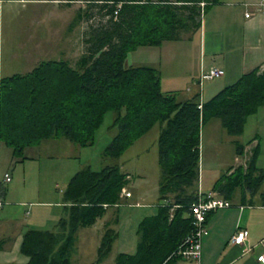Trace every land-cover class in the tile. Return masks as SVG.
I'll list each match as a JSON object with an SVG mask.
<instances>
[{
  "label": "trees",
  "instance_id": "16d2710c",
  "mask_svg": "<svg viewBox=\"0 0 264 264\" xmlns=\"http://www.w3.org/2000/svg\"><path fill=\"white\" fill-rule=\"evenodd\" d=\"M94 1L100 20H107L91 25L93 32L76 67L67 61H45L30 73L1 78L0 141L22 160L27 159L26 149L48 139L92 146L107 113L115 112L116 134L104 155L119 158L161 123L160 193L162 200H171L157 215L143 219L137 254H119L117 264H173L193 228L189 213L197 196L189 189L200 178L202 127L216 117L230 134H242L248 118L264 106V69L243 75L207 101L202 102L198 93L178 100L162 90L158 69L128 66V55L142 46L181 40L184 33L199 28L197 18L220 0ZM88 17L90 21L91 14ZM236 147L242 155L244 146ZM258 152L259 146L248 168L232 176L231 185L246 184L252 190L263 186L264 173L255 164ZM127 178L119 164L99 171L87 165L76 172L63 194L70 204L68 216L59 221L57 231L29 230L23 235L21 252L29 258L27 264H72L77 231L121 204ZM3 191L0 187V195ZM116 236L113 229L106 230L97 262L108 257Z\"/></svg>",
  "mask_w": 264,
  "mask_h": 264
},
{
  "label": "crops",
  "instance_id": "0c3cea01",
  "mask_svg": "<svg viewBox=\"0 0 264 264\" xmlns=\"http://www.w3.org/2000/svg\"><path fill=\"white\" fill-rule=\"evenodd\" d=\"M7 1H0V10L2 5L14 4L15 1L16 3L27 1L31 4L40 5L35 6L32 20L34 22L33 25L42 30L43 40L38 43L35 42V45L45 53L48 59L39 62L31 71L45 61H67L71 63L72 67L77 66L80 57L85 51L81 52L75 64H72L69 52L75 51L76 43L73 42L72 37L68 36L69 34L66 35V30L74 31L87 23L88 16L91 14V5L87 7H73L74 3H80L81 0ZM190 32H188L190 34L179 41H164L159 46H142L137 48L132 52L141 50L138 58H142L143 56L144 62L135 64L128 61L127 58V65L154 67L160 71L164 92L174 93L177 96V93L173 91L181 89L182 101L188 100L198 93L199 99L202 102L209 100L223 88L234 84L243 75L256 69H260L261 71L264 69V0H220L219 4H215L208 8L206 12H203L199 28ZM196 32H199V34H195ZM157 52H159V58L155 60ZM29 58H33V54H29ZM153 64L156 65L154 66ZM215 67L224 71V75L222 76L224 79L220 81H215L214 79L213 81L215 82L211 81L212 83L208 85H206V82H203L200 85L201 74ZM205 93L207 94V99H205ZM217 119L220 120V118ZM221 124L223 125L222 122ZM54 140H60L59 143L63 142L62 145L69 144L65 146H75L74 143L65 138L48 139L39 145L46 146ZM2 145L4 143L0 141L1 151L3 150ZM243 146L242 155L237 154V149L235 151L234 160L238 163L237 166L231 165L227 167L228 164L224 163L222 164L224 168H221V166L216 170V174L218 173L217 175L219 176L214 178L210 185L206 186L204 180H201L200 177L196 187L189 189V193L194 192L196 194L197 200L200 194L205 196L208 193H214L229 201L231 207L217 210L209 215L207 220L208 234L202 241L200 261L180 258L173 264H264V261L258 260L261 255H264V191L260 187L258 190L249 189L246 192H238L237 189L240 188L241 184L231 185L233 181L232 176L239 174L240 171L238 170L240 169L246 170L244 168V161L247 162V160L244 159L243 161L242 158L246 157L248 162H250L254 155V149L257 146H259V152L255 162L256 168L259 172L263 171L264 173V169L257 165L260 153L258 138L254 139V145L250 154L247 152V146ZM124 173L128 174V184L124 187V194L123 191L121 193V204H123L124 200V205L130 206L133 209L128 213L129 218L126 224L128 228L125 229L124 224V243H121L124 245V250L119 252V254L136 255L141 240L139 233L141 222L146 217L157 215L159 207L168 204L171 199L162 200L160 193L161 167L158 185L155 187V185L138 183L136 185V189L138 190L136 193L137 197L133 201L135 190L131 174L129 172ZM0 176H2L1 173ZM223 177L224 180L219 186L218 181ZM12 181L13 178L11 182L5 185L12 183ZM66 187L58 197L49 195L47 200L29 202V209H24L25 215L23 216L10 213L4 216V203L0 209V254H2V264L28 263L29 258L22 255L19 249L20 244H22L23 235L27 231H57L59 221L68 216V208L70 207V204L66 203L63 199ZM236 196L238 197L236 198ZM150 198L153 199L151 203L139 202L148 201ZM20 206L23 208L27 207L26 202H21ZM120 206L111 207L108 211ZM12 208L19 213V206ZM2 212L3 214H1ZM106 214L99 218L94 225L80 228L77 231L74 250L78 249L77 245H82L80 241L78 242L79 237H84L86 241L87 238L90 236L94 237L95 234H97L96 245L100 247L106 230L112 226L113 222L112 218H105ZM99 222H102V233L95 232L93 229ZM87 228V231H83ZM239 229H246L248 231V238L244 246L231 243L232 236ZM244 248L249 250L244 252ZM72 264H75V262H72Z\"/></svg>",
  "mask_w": 264,
  "mask_h": 264
},
{
  "label": "rangeland",
  "instance_id": "374dc122",
  "mask_svg": "<svg viewBox=\"0 0 264 264\" xmlns=\"http://www.w3.org/2000/svg\"><path fill=\"white\" fill-rule=\"evenodd\" d=\"M5 2L8 1L5 0ZM93 3H95L94 0H81L80 3L73 4V7L93 6H90L92 7L90 21L87 19V23L74 31L66 30V35L69 34L68 36L72 37L73 42L76 43L75 51L69 52L72 64H75L81 52L86 49V40L93 32L91 25L98 27L107 20V18L103 21L100 20L102 14L96 8V5L99 4ZM35 6L40 5L31 4L27 1L18 3L15 1L14 4L2 5L0 10V78L14 74H26L39 62L48 59L45 53L35 45V42L38 43L43 40L42 30L33 25L32 17H34L33 11L35 10ZM197 19L200 21L201 17ZM190 33H184L182 38H185ZM195 34L198 35L199 32ZM140 51L137 50L130 53L128 61L135 64L143 63L144 57L138 58L141 53ZM29 54H33V58L30 59ZM158 58L159 52H157L154 59ZM68 63L71 64L70 62ZM153 65L155 66L156 64ZM163 76L165 77V75ZM222 79L224 78H216L215 81ZM211 81H205L206 85L212 83ZM173 92L177 93L178 100H182L181 89ZM207 98V94L205 93V99ZM114 118L115 112L107 113L102 125L96 132L95 143L92 146L82 147L77 144H74L75 146H65L69 144L62 145L63 142L59 143L60 140H54L46 146L36 145L26 149L24 156L28 157L22 160L20 157L12 156L11 148H7L5 144L2 145L3 150H0V173L2 175L5 172L11 173L13 181L4 186L5 195L4 191L0 195V199L5 203V212L1 214L5 216L10 213L23 216L25 215L24 209H29V202L47 200L49 195L60 196L72 176L87 165H90L93 170L99 171L106 166L119 164L123 172L131 174L134 185L132 186L135 190V196L132 201L137 197L136 193L138 190L136 189V185L138 183L155 185L156 187L160 177L158 137L162 128L161 123L156 124L138 142H135L133 147L128 148L121 157L114 158L104 155L105 149L116 134V129L112 128ZM221 122V119L217 118L207 119L201 131L200 177L201 180H204L206 186L210 185L212 180L219 176L217 175L218 173L216 174V170L222 164H228L227 167L231 165L237 166L238 163L234 160L237 144L247 146V152L250 154L255 138H258L260 142L257 165L264 169V106L259 108L258 113L248 118L242 134H230ZM242 159L243 161L244 159L247 160V162L244 161V168L247 169L249 166L248 159L246 157ZM221 168H224V165ZM261 189L264 191V185ZM237 191L246 192L249 189L246 184H241ZM151 198L148 201L139 202L151 203L153 201ZM155 199L157 198L155 197ZM21 202H26L27 207L23 208L20 206ZM120 205L119 208L110 209L105 217L112 218L113 222L110 228L115 231L117 236L110 254L103 261L104 263L97 262L99 250V246L96 245L97 234L94 237L90 236L86 241L82 236L78 238V242L80 241L82 245H77L78 249L72 251V262H75V264H117L119 252L124 250V245L121 244L124 243V224L125 229L128 228L126 226L129 218L128 213L133 209L130 206L124 205V200L123 204ZM16 206H19V213L12 208ZM93 229L95 232L102 233V222H99ZM87 230L88 228L83 231ZM19 249L20 253L24 255L21 252V244ZM2 260V254H0V264H2Z\"/></svg>",
  "mask_w": 264,
  "mask_h": 264
},
{
  "label": "built area",
  "instance_id": "2783aa9c",
  "mask_svg": "<svg viewBox=\"0 0 264 264\" xmlns=\"http://www.w3.org/2000/svg\"><path fill=\"white\" fill-rule=\"evenodd\" d=\"M1 1V0H0ZM205 4L202 3V6ZM249 16V15H247ZM224 75V71L220 68H211L209 71H204L201 74L199 84L202 85L205 81H211L220 78ZM202 108V104L199 105ZM12 178L10 173H4L0 176V187L11 182ZM124 194V190H123ZM129 195V193H127ZM4 202L0 199V209L3 207ZM231 207V203L214 193L207 195H199V198L190 206V216L192 217L193 228L186 237L184 243L176 252V255L184 259H193L200 261L202 255V241L208 234L207 220L212 212L220 209ZM248 238V231L246 229H239L231 238V243L234 245L244 246ZM249 249L244 248L243 251L247 252ZM259 261H264V255L258 258Z\"/></svg>",
  "mask_w": 264,
  "mask_h": 264
}]
</instances>
